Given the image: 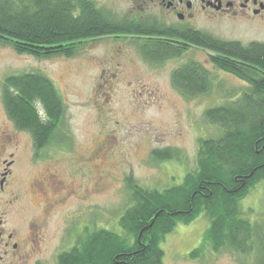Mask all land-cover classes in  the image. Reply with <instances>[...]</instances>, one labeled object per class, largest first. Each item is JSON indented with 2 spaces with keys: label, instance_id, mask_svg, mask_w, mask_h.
Listing matches in <instances>:
<instances>
[{
  "label": "rangeland",
  "instance_id": "374dc122",
  "mask_svg": "<svg viewBox=\"0 0 264 264\" xmlns=\"http://www.w3.org/2000/svg\"><path fill=\"white\" fill-rule=\"evenodd\" d=\"M206 31L243 44L264 41V24H217ZM191 59L216 77L211 93L187 97L174 86L173 70ZM25 71H40L51 78L66 106L62 133L68 134V141L52 144L46 159L38 161L31 135L16 128L2 100L4 78ZM244 85L243 80L217 69L200 46L159 63L146 59L137 45L122 46L109 38L86 41L70 57L38 58L0 44V159L11 161V153L16 154L9 186L0 192L6 229L22 231L29 218L42 214L41 196L31 191L41 172L56 174L69 192L44 222L40 244L34 249L27 245L25 264H56L59 253L72 247L87 227L117 228L130 202L128 179L160 190L182 182L195 167L199 139L218 133L207 123L204 111ZM38 108L44 115L43 107ZM3 132L16 138L10 143ZM166 148L179 159L153 158L154 150ZM17 189L19 201L8 204ZM242 208L251 219L264 220V181L250 189ZM208 224L204 215L190 224H178L163 242L164 264H240L239 256L230 252L209 250L200 259L189 256L202 244ZM0 256V264H22L2 251Z\"/></svg>",
  "mask_w": 264,
  "mask_h": 264
},
{
  "label": "trees",
  "instance_id": "16d2710c",
  "mask_svg": "<svg viewBox=\"0 0 264 264\" xmlns=\"http://www.w3.org/2000/svg\"><path fill=\"white\" fill-rule=\"evenodd\" d=\"M111 28L91 0H0V44L20 54L70 57ZM185 37L187 42L155 43L141 53L160 63L182 57L192 43L209 52L217 69L244 81L239 91L204 111L218 133L199 139L195 167L182 182L160 190L128 179L130 202L118 227L85 228L72 247L59 253L56 264H164L166 237L200 215L209 224L202 244L189 253L192 259L210 250L234 253L240 264H264V220L251 219L242 208L250 189L264 181V41L243 44L198 32ZM215 80L192 59L172 72L174 86L187 97L211 93ZM2 100L16 128L31 135L36 158L44 157L52 144L68 141L62 133L65 102L47 75L25 71L6 76ZM152 156L179 159L169 148L156 149Z\"/></svg>",
  "mask_w": 264,
  "mask_h": 264
},
{
  "label": "flooded vegetation",
  "instance_id": "af4514ba",
  "mask_svg": "<svg viewBox=\"0 0 264 264\" xmlns=\"http://www.w3.org/2000/svg\"><path fill=\"white\" fill-rule=\"evenodd\" d=\"M104 19L113 28L92 38L98 41L109 38L116 43L135 44L141 48L153 44H176L187 42L186 35L195 32L208 34V28L217 24H240L244 26L264 24V0H91ZM111 1L109 5L107 2ZM113 1L116 3L113 4ZM191 46H197L190 44ZM199 47V46H198ZM203 48V47H202ZM204 49V48H203ZM142 54V53H141ZM12 143L15 135L3 132ZM34 151V155L35 150ZM12 160L0 159V192L6 191L15 164ZM36 158V157H35ZM46 159V157H40ZM39 158H37V161ZM41 172L33 181V193L41 196L42 214L27 220L22 231L6 229L7 220L3 211L0 214V251L12 255L15 263L25 264L27 245L34 249L44 238L43 224L65 201L67 187L56 174ZM14 204L20 199V191H12ZM69 194V192H68ZM66 196V197H65ZM3 258V256H0ZM18 264V263H17Z\"/></svg>",
  "mask_w": 264,
  "mask_h": 264
}]
</instances>
